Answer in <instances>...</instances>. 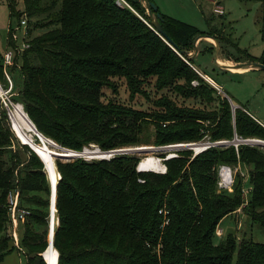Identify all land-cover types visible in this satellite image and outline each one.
<instances>
[{
	"label": "trees",
	"instance_id": "16d2710c",
	"mask_svg": "<svg viewBox=\"0 0 264 264\" xmlns=\"http://www.w3.org/2000/svg\"><path fill=\"white\" fill-rule=\"evenodd\" d=\"M7 1L12 15L48 16V22L41 23L47 28L39 34L29 36L33 25L27 26L28 46L23 49L16 48L9 34L14 57L8 71L15 89L11 100L20 102L37 130L56 143L80 151L90 144L109 150L149 141L196 142L206 136L264 138V125L247 105L229 95L236 103L232 109L226 92L203 76L194 55L188 54L197 36L208 35L217 40L223 57L264 63V19L263 47L255 56L241 50L222 21H215L222 11L204 14L208 27L199 29L158 9L168 42L140 0H129L136 11L114 0H23L22 10L14 0ZM201 50L213 53L215 47ZM115 78L124 79L131 99L139 93L149 105L137 107L107 97L104 87L118 92ZM0 83L7 85L2 53ZM148 84L159 93L151 96ZM163 90L216 105L179 102ZM7 111L1 101L0 261L16 248L26 264H47L43 251L51 264H232L234 252V264H264V242L234 232L213 240L221 218L239 206L264 229V145L239 141L195 153L189 147L171 156L161 153L163 171L138 169L141 156L135 152L58 157L51 166L31 145L45 168L30 144L18 140ZM221 163L246 168V199L240 170L232 190L218 188ZM45 169L51 174L54 169L56 178L53 247L46 250L51 183ZM13 189L19 192V204L29 209L18 245L9 231L6 207Z\"/></svg>",
	"mask_w": 264,
	"mask_h": 264
},
{
	"label": "rangeland",
	"instance_id": "374dc122",
	"mask_svg": "<svg viewBox=\"0 0 264 264\" xmlns=\"http://www.w3.org/2000/svg\"><path fill=\"white\" fill-rule=\"evenodd\" d=\"M152 1L157 5L159 11L171 17H174L178 20H181L183 22L192 24L198 27L199 29H206L208 27L204 14H209L212 11H215V13L217 12L220 13L223 9L222 11L224 12L223 15L215 16V21L216 22L222 21V23L224 24L225 33L229 36L232 42H234L239 48H241V50L243 51L245 50L255 56L260 55L262 51L263 42L260 34V27H261L262 19H264V5H262V3L258 0H152ZM14 3L16 9L19 10L23 9L24 7L23 0H14ZM219 3L221 5H219ZM22 17H26L30 21V24L29 21L27 22L26 25L19 24V20ZM34 21L37 22L34 23ZM42 22L43 23L48 22V16H46V13L40 14L38 18L36 16L28 17L25 13L21 14V16L18 17L16 14L13 15L10 14V8L7 0H0V53L3 54V52L10 47V45L8 44V38L10 33L14 38L16 46H21L24 39L28 38L27 35L24 34V31L27 28V26L33 25L29 36H34L46 30L47 27H45L46 25H41ZM203 41H206V43H210L211 45H213L216 50L217 43L215 39H213V37L208 38L205 36ZM198 45L199 44L196 42L197 49L199 48ZM204 45L208 46L209 44L207 45L204 43ZM234 48H235L234 46H231L230 50L238 54L237 49ZM194 51L195 50L191 48V50L189 51L190 55L194 54ZM218 54L219 57L222 56L220 53ZM194 62L196 63L197 66L201 68V70H205L220 84L221 89L218 87V90L221 93H223L224 91L228 95H230L233 98V100L247 103V107L250 109V111L256 117H258L262 122H264V69L251 67L250 69H247L238 74L224 72L223 70H221L218 64L214 62V52L212 53L206 50L205 51L201 50L197 52V54L194 56ZM237 62L239 61L234 60L232 61V64H236ZM238 69H246V68H238ZM200 72L203 73L202 71ZM115 81L118 86V92L114 93L111 90V88L104 87V94L107 97L114 96L116 99L122 102L130 103L137 107L147 106L149 102L144 98L142 94L137 93L135 97H132V99L129 97V90L123 78H115ZM8 88H9V83L7 80V85H5L4 83L1 84L0 102L2 101L4 106H6V108L8 109L7 113L11 128L15 133V135L17 136L18 140L21 142L20 139L23 140L26 139L23 136H21L17 131L14 130L13 120L11 116V109H12L11 105L14 103L15 104H21V103L14 102L11 100L12 93L15 92L14 91L15 89L12 87L10 90H8ZM146 88L151 96H155L157 93H159V92H154V87L150 84L146 85ZM163 91L170 93L179 102L186 101V103L187 102L194 103L196 105L203 107H212L216 105V102H212L211 104L208 103L207 105H202V103L200 102H196V101L194 102L191 99L188 98L186 99L181 96L174 95V93L170 92L169 90H163ZM226 93L224 94L226 95ZM228 99L230 102L236 104L233 100L231 101L230 97H228ZM43 136L51 139L50 137H47L44 134ZM32 137L34 138L33 142L27 140L26 141L30 145H32L35 149H37L41 153H44L45 156L48 157L51 166H53V162L55 158L59 157L61 159H69L72 157H76V155L68 156V157L67 156L61 157L60 155L52 156L44 152V150L41 147H45V145L38 139V137L35 134H33ZM206 140L211 141L213 139H210L209 137L206 136L201 140L196 141V143L200 141L205 142ZM52 141L56 145H58V143H56L54 140ZM150 143L151 141H149V143L147 144L146 143L137 144V145L149 146V148H144L145 150L141 149V150H135L129 152H135L139 154L141 156V160L146 159L148 157L151 158L156 157L162 161L163 157L160 156L161 153H164L166 156H171V155H175L177 150L181 148L189 147L192 148L193 151L195 150L190 144L178 145L180 143L174 142L172 143L171 146H161ZM30 145L29 147L31 148ZM46 146L49 149H52L50 146L48 145ZM132 146H136V145H132ZM15 147L17 148V145H15ZM83 148L84 149L86 148L88 150L99 149L94 144L84 146ZM19 149L22 152V148ZM92 154L93 153H87L86 155L81 154L80 156L86 158L88 157L89 159L93 157H97V156H92ZM107 156L108 155H106V157ZM228 165H230L233 175L237 170H240V172L243 174V188H244L243 195L244 198L246 199L249 195V189H248L249 180H248L246 168L241 167L238 164H228ZM163 166L165 168L164 164ZM227 190L230 191L232 190V188ZM217 226H218L217 228L219 227L221 228V232L220 234L214 233L213 235L214 242H218L222 237L226 236V234L229 232H234L239 237L250 236L254 240L264 242V229L259 223L252 221L251 218L248 216V214H246L240 208V206L236 209L235 212L221 218ZM235 257H236V252L233 253L232 264H234ZM0 264H26L25 255L22 252L18 251L16 248H13L11 251H9L4 255L3 259L0 261Z\"/></svg>",
	"mask_w": 264,
	"mask_h": 264
},
{
	"label": "built area",
	"instance_id": "2783aa9c",
	"mask_svg": "<svg viewBox=\"0 0 264 264\" xmlns=\"http://www.w3.org/2000/svg\"><path fill=\"white\" fill-rule=\"evenodd\" d=\"M114 1L119 6L128 7L130 9L136 11L129 0H114ZM146 12H147V10H146ZM19 24L26 25L27 24V18L26 17L20 18ZM26 33H27V31L25 29L24 34L26 35ZM13 36H14V34H13ZM27 46H28V42L26 41V39H24V41L21 44V46H16V48L18 50H20V49H23V48H25ZM13 57H14V50H13L12 47L7 48L2 54V62H3V67H4V73H5V76H6L7 80H8V83H9L8 90H10L12 88V85H13L12 78H11V76L9 74V71H8V66L10 64H12ZM0 93H1V83H0ZM5 102H6V100H5ZM239 141H245V142L250 143V144H261V145H264V139L263 138H259V137H256V136L238 138L237 136H235V138H233L232 140L216 139V140H211V141L210 140H208V141L206 140L205 142L201 141L199 143H202L204 145H202L199 150H202V149H204L205 147H207L209 145L228 144L230 142H234L235 144H237V142H239ZM177 143H186V142H177ZM169 144H172V143H169ZM75 152L77 153V154H75L76 156H80L81 155L80 152H78V151H75ZM108 156H110V155H108ZM217 169H218V179H217L218 188L219 189H221V188L222 189H231L232 188L233 179H234V175H233V172H232V169H231L230 165L225 164V163H221V164L218 165ZM141 170H144V169H141ZM243 191H244V189H243ZM6 207H7V214H8L9 231H10V234L12 235V237H13L14 243L16 245H18L19 229L21 228V223L24 220L25 216L29 213V209L27 207L21 206L19 204V192H18L17 189H13V190H9L8 191L7 200H6ZM159 211L163 212V213L167 212L166 210L163 211L162 209H160ZM166 221H167V217H165L164 222H166ZM52 224L54 226V222ZM49 226H50V217H49ZM220 232H221V228L220 227L216 228V233L220 234Z\"/></svg>",
	"mask_w": 264,
	"mask_h": 264
},
{
	"label": "bare ground",
	"instance_id": "6f19581e",
	"mask_svg": "<svg viewBox=\"0 0 264 264\" xmlns=\"http://www.w3.org/2000/svg\"><path fill=\"white\" fill-rule=\"evenodd\" d=\"M206 37L211 38L210 36H206ZM216 61L222 65L233 67V68H235V67H238V68L252 67L250 64H244V65H241V67L235 66L233 64H228L219 56L216 58ZM11 106H12L11 116H12V120H13L14 130L17 131L21 136H23L27 141L33 142L34 138L32 136H33V134H35L38 137V139L45 145V147H41L44 150V152H46L52 156L60 155L61 157L62 156L68 157V156H75V154H77L75 151L66 150V149L61 148L60 146L56 145L51 139L46 138L45 136H43L42 133H40L38 130H36L35 127L33 126V124L31 123L29 117L27 116L26 112L24 111L21 104H15L14 103ZM13 125H12V127H13ZM46 145L50 146L52 149H49ZM200 145L202 146V144H196V143L192 144V146L194 147V149L196 151H198L200 149V147H201ZM146 148H149V146H146ZM99 151L100 150H98V149L88 150L85 148L81 154L86 155L87 153H93L92 156H97V157H102L103 155H108V154H99ZM138 167H139V169H151V170L155 169L156 171H163L164 170V166H163L162 161L156 157L155 158L148 157L146 159H142L140 161V163L138 164ZM45 168H46V166H45ZM52 171L55 174L54 169H52ZM48 172H49V174H51V172L49 170H48ZM53 173L51 175H53ZM54 211H55V209H54ZM53 220H54V217H53ZM48 247L51 249L53 247V245L51 247L50 246H48ZM54 264H55V262H54Z\"/></svg>",
	"mask_w": 264,
	"mask_h": 264
},
{
	"label": "water",
	"instance_id": "95a60500",
	"mask_svg": "<svg viewBox=\"0 0 264 264\" xmlns=\"http://www.w3.org/2000/svg\"><path fill=\"white\" fill-rule=\"evenodd\" d=\"M140 2L146 7V10H147V13L151 16L152 18V24H153V27L157 30V32H159L163 37H166L167 41L169 42L170 39L169 37L166 35L165 31L163 30L160 22H159V19H158V16H159V12L157 11L158 10V7L157 5L152 1V0H140ZM205 36H208V35H205ZM200 36H197L194 40V47H193V50L194 53L197 51V46H196V40L197 38H199ZM212 37V36H210ZM213 39H215L213 37ZM216 43H217V48L215 50V56L217 55L218 53V47H219V43L217 42V40L215 39ZM188 54L189 51H188ZM193 55V54H191ZM215 62L217 64H220L216 61L215 59ZM244 64H250L252 67H257V68H262L264 69V63H261V62H258V61H239L236 63V66H241V65H244ZM222 65V64H220ZM227 95V94H226ZM228 96V95H227ZM229 97V96H228ZM232 103V102H231ZM235 107V104L232 103V109H234ZM30 119V118H29ZM31 123L33 124V126L35 127L34 123L32 122V120L30 119ZM35 129L37 130V128L35 127ZM39 131V130H38ZM40 132V131H39ZM41 133V132H40ZM26 143V142H24ZM193 143H196V142H186V143H180L178 145H192ZM198 144V143H196ZM199 144H202V143H199ZM59 145V144H58ZM172 144H164V145H161V146H171ZM204 145V144H202ZM31 146V145H30ZM61 148L63 149H66V150H71V151H77V150H74V149H71V148H68V147H64L62 145H59ZM198 146V145H197ZM201 146V145H200ZM31 148H33L31 146ZM99 148V147H97ZM146 148L145 145H136V146H124V147H119V148H114V149H109V150H102V149H98L100 150L99 151V154H108V155H111L113 153H117V152H129V151H135V150H141V149H144ZM34 149V148H33ZM34 151L37 153V151L34 149ZM84 151V148L81 150V151H78L80 153H82ZM38 154V153H37ZM38 156L41 158V160L44 162V167L46 166L45 165V161L43 160V158L38 154ZM102 157H106V155H103ZM139 164V162H138ZM138 164H137V168L139 169L138 167ZM46 170V169H45ZM155 170V169H154ZM47 174H48V177L50 179V183H51V192H50V226H49V234H48V246H52L53 245V217H54V209H55V194H56V179H55V174L53 173V175L49 174V172L46 170ZM58 177H59V173H58ZM46 247V248H47ZM45 248V249H46ZM42 256L44 257L45 261L47 264H51L46 258H45V255H44V251L42 252Z\"/></svg>",
	"mask_w": 264,
	"mask_h": 264
},
{
	"label": "crops",
	"instance_id": "0c3cea01",
	"mask_svg": "<svg viewBox=\"0 0 264 264\" xmlns=\"http://www.w3.org/2000/svg\"><path fill=\"white\" fill-rule=\"evenodd\" d=\"M219 2V1H218ZM219 5H221L220 3H219ZM222 7V6H221ZM222 11H223V9H222ZM204 38H205V36H202V37H199V38H197V40H196V42L199 44L198 46H199V48L197 49V51L193 54L194 56L197 54V52H199V51H201V49L204 47V46H206V45H204V43L205 44H209L210 45V43H206V41H203L204 40ZM203 51V50H202ZM218 53H217V55L215 56V52H214V62H215V59L218 57ZM221 58L226 62V63H228V64H232V61H234L233 59H229V58H226V57H223V56H221ZM216 63V62H215ZM233 65H235L236 66V64H233ZM218 66L221 68V70H223L224 72H228V73H235V74H238V73H241V72H243V71H245V70H247V69H250L251 67H248V68H246V69H238V67H235V68H233V67H229V66H225V65H220V64H218ZM239 67H241V66H239ZM198 68L201 70V68L198 66ZM198 68H196L197 70H198ZM199 71V70H198ZM201 71H203V72H205L204 74L203 73H201L200 71V73L203 75V76H205L209 81H211L217 88L219 87L220 89H221V87H220V84L211 76V75H209L205 70H201ZM228 95V94H227ZM229 96V95H228ZM230 97V96H229ZM230 99H231V97H230ZM231 101H232V99H231ZM237 102H240V101H237ZM246 105H247V103H245ZM249 109V108H248ZM249 111H250V109H249ZM250 113L254 116V117H256L251 111H250ZM263 125H264V122H262L258 117H256ZM201 142V141H200ZM199 143V142H198ZM193 147V146H192ZM194 148V147H193ZM200 151V150H199ZM195 152H198V151H196V150H194V153ZM19 251V250H18Z\"/></svg>",
	"mask_w": 264,
	"mask_h": 264
}]
</instances>
